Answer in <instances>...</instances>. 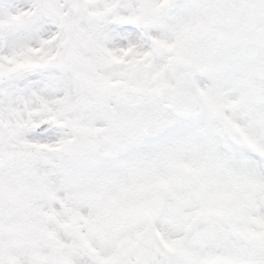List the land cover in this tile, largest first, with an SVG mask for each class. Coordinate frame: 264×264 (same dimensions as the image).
Masks as SVG:
<instances>
[{"label":"snow or ice","instance_id":"snow-or-ice-1","mask_svg":"<svg viewBox=\"0 0 264 264\" xmlns=\"http://www.w3.org/2000/svg\"><path fill=\"white\" fill-rule=\"evenodd\" d=\"M0 264H264V0H0Z\"/></svg>","mask_w":264,"mask_h":264}]
</instances>
